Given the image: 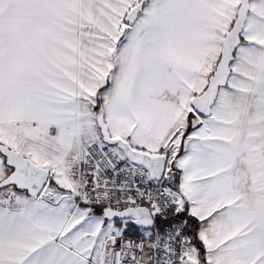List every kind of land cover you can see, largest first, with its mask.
Instances as JSON below:
<instances>
[{
  "label": "snow or ice",
  "instance_id": "1",
  "mask_svg": "<svg viewBox=\"0 0 264 264\" xmlns=\"http://www.w3.org/2000/svg\"><path fill=\"white\" fill-rule=\"evenodd\" d=\"M0 264H264V0H0Z\"/></svg>",
  "mask_w": 264,
  "mask_h": 264
}]
</instances>
